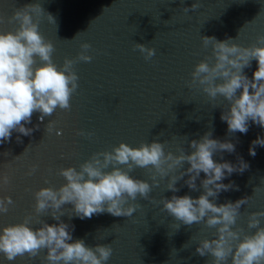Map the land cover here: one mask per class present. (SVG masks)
<instances>
[{"label":"water","instance_id":"obj_1","mask_svg":"<svg viewBox=\"0 0 264 264\" xmlns=\"http://www.w3.org/2000/svg\"><path fill=\"white\" fill-rule=\"evenodd\" d=\"M36 2L56 20L50 22L44 13L39 24L41 34L55 47L53 62L60 67L65 57L75 58L83 42L92 45L93 59L75 65L79 87L72 96L70 111L58 108L43 122L40 113H33L31 124L25 125L34 128L31 136L14 131L10 141L0 144V173L10 176V183L0 186V196H11L14 201L7 213L0 214V230L22 222L28 215L33 228L40 227L41 220L59 223L52 218L51 210L35 212L33 193L41 187L58 188L65 183L58 174L61 167L79 168L93 152L111 150L121 141L139 146L141 141L158 140L165 143L166 152L178 154L184 147L190 153V141L212 130L213 138L228 139L236 145L234 153L215 154V161L235 164L239 155L250 165L242 174L225 177L223 183L234 181L238 190L222 191L214 202L250 197L241 206L236 226L255 232L248 229L247 221L249 213L264 211V146H255V156L249 154V147L258 136L264 138V128L249 121L246 134L228 133L227 123L220 119L227 101L223 97L213 101L199 87L189 89L188 81L194 65L211 55V44L205 48L201 37H230L249 46L257 42L258 35H264V0H200V7L188 13L183 8L191 9L194 0H0V16L5 17L0 31H15L18 25L9 23L8 17L17 7ZM135 42L155 48L156 55L146 61L138 49L134 50ZM257 66L252 60L244 69L250 79ZM49 120L56 121L51 133L45 131ZM78 129L93 135L79 136ZM56 130H62V134L57 135ZM18 135L21 142H17ZM32 164L38 168L27 175ZM187 167L185 162L178 171ZM130 175L151 183L147 169L136 168ZM204 178L201 172L197 190H191L184 183L186 175L177 182L179 191L175 195L197 198L203 192L200 181ZM168 179L153 187L152 199L138 198L140 207L131 217L105 212L84 219L73 215L70 219L67 210L73 205L66 204L61 220L74 225L73 241L83 239L93 247L97 243L111 244L113 253L105 264H207L212 257L199 256L196 247L201 239L213 238L216 229L194 223L190 227L181 224L177 230L181 222L174 220L161 202L162 197L170 199L174 194L166 188ZM46 251L35 258L25 255L11 262L0 254V264H43Z\"/></svg>","mask_w":264,"mask_h":264},{"label":"clouds","instance_id":"obj_2","mask_svg":"<svg viewBox=\"0 0 264 264\" xmlns=\"http://www.w3.org/2000/svg\"><path fill=\"white\" fill-rule=\"evenodd\" d=\"M199 7L200 0H194L191 9L184 7L183 11L188 13ZM44 13L47 12L39 2L17 7L8 22H15L18 27L15 31H0V144L10 141L14 131L31 136L34 128L25 125L31 124L33 113H40L39 120L43 122L58 108L70 111L72 96L79 87L75 65L93 59L90 54L92 45L83 42L76 57H65L63 65L58 67L52 59L53 43L39 30ZM47 17L56 23L51 13H47ZM4 21L5 17L0 16V23ZM201 39L205 48L211 44L212 51L194 65L188 81L189 89L199 87L211 100L223 97L227 101L220 119L227 123L228 133L246 134L249 121L264 128V35H258L257 42L249 46H242L230 37L218 40L214 36H203ZM135 49L146 61L156 55V49L145 44L135 42ZM252 60H256L258 66L250 79L244 69L251 66ZM55 125L56 121L49 120L45 131L51 133ZM35 128L38 129L39 124ZM56 134L61 135L62 130H56ZM76 134L89 138L93 135L83 129H78ZM17 142H21L19 135ZM257 145L264 146V138L258 136L251 142L250 155H256ZM189 146L190 153L181 147L176 154L166 152L165 143L158 140L141 141L139 146L121 141L111 150L93 152L79 168H59L58 174L64 177L65 183L58 188L41 187L33 193L35 212L48 213L51 210L52 218L59 223L49 224L41 220L38 221L40 227L33 228L30 226L32 217L28 215L22 222L3 226L0 254L11 262L25 255L38 257L46 249L43 264H105L113 253L111 244L97 243L93 247L86 245L83 239L73 241L74 225L61 220L65 214L63 206L73 205L67 210L70 219L73 215L84 219L105 212L116 217H131L140 207L136 203L138 198L152 199L153 187H158L160 180L169 177L166 188L174 194L170 199L162 197L161 202L163 209L181 222L177 230L181 224L190 227L194 223H205L216 229L213 238L201 239L196 247L199 256L212 257L207 264H228L229 258L231 264H264V226H261L264 211L249 213L247 227L255 232H245L243 227L236 226V222L241 215V206L250 197L221 204L214 202L222 191L238 190L234 181H223L233 173L242 174L249 168V163L239 155L235 164L215 161V154L234 153L236 145L228 139L213 138L212 130L199 140H191ZM185 162L189 167L178 171L183 169ZM110 166L111 170H108ZM37 168V164H32L27 175H32ZM136 168L147 169L151 173V183L130 175ZM201 172L205 174L200 181L203 192L197 198L187 194L175 195L179 191L177 182L186 175L188 179L184 183L189 189L197 190L196 181ZM9 183L8 173H0V186ZM13 204L11 196H0V214L7 213Z\"/></svg>","mask_w":264,"mask_h":264}]
</instances>
